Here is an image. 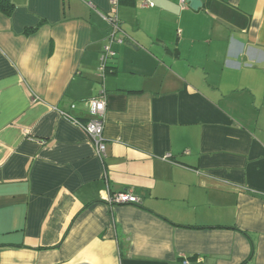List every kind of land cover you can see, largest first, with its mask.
<instances>
[{"label":"crops","instance_id":"obj_1","mask_svg":"<svg viewBox=\"0 0 264 264\" xmlns=\"http://www.w3.org/2000/svg\"><path fill=\"white\" fill-rule=\"evenodd\" d=\"M143 1L0 0V264H264V0Z\"/></svg>","mask_w":264,"mask_h":264},{"label":"built area","instance_id":"obj_2","mask_svg":"<svg viewBox=\"0 0 264 264\" xmlns=\"http://www.w3.org/2000/svg\"><path fill=\"white\" fill-rule=\"evenodd\" d=\"M179 3L183 8H185L189 5V0H179ZM116 4L117 2L114 1V5ZM142 4L143 6L154 5L153 3L147 0H144ZM108 20L112 25V33L109 37L110 44L105 45L104 48V55H103L104 66L107 60L116 56V52L113 51L111 48V42L113 41H118L121 43L123 42V39H120L116 36L117 31L120 28L117 18L109 17ZM87 106L90 112V118L85 122L78 120L67 111H61V113L65 118L77 124L90 136L91 140L94 143L96 154L102 161H105V159L108 156L106 139L104 135L106 103L103 99L95 98L87 101ZM72 107L74 108L75 105H72ZM108 201L111 204H137L140 202L139 198L130 191H122L113 194L109 197Z\"/></svg>","mask_w":264,"mask_h":264},{"label":"water","instance_id":"obj_3","mask_svg":"<svg viewBox=\"0 0 264 264\" xmlns=\"http://www.w3.org/2000/svg\"><path fill=\"white\" fill-rule=\"evenodd\" d=\"M189 4L192 8L197 9L201 6V1L200 0H189Z\"/></svg>","mask_w":264,"mask_h":264}]
</instances>
